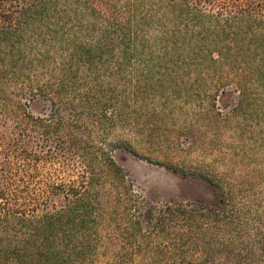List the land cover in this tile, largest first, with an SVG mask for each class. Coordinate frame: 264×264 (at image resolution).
Wrapping results in <instances>:
<instances>
[{
  "label": "trees",
  "instance_id": "1",
  "mask_svg": "<svg viewBox=\"0 0 264 264\" xmlns=\"http://www.w3.org/2000/svg\"><path fill=\"white\" fill-rule=\"evenodd\" d=\"M231 4L213 35L224 43L206 66L218 89L237 93L232 118L264 121V0ZM147 5L166 14L176 2L0 0V118L13 129L0 135V264L91 263L86 239L109 226L163 238L167 264H264V187L254 178L204 175L218 191L214 209H154L112 158L108 135L133 118L138 95L119 93L101 72L105 60L138 53L135 26ZM37 100L46 113L30 111Z\"/></svg>",
  "mask_w": 264,
  "mask_h": 264
},
{
  "label": "rangeland",
  "instance_id": "2",
  "mask_svg": "<svg viewBox=\"0 0 264 264\" xmlns=\"http://www.w3.org/2000/svg\"><path fill=\"white\" fill-rule=\"evenodd\" d=\"M175 2L170 13L150 11L148 5L140 11L144 16L135 26L137 54L105 60L108 68L101 79H112L119 93L131 88L138 95L131 104L133 118L119 122L108 141L131 193L149 207L199 202L214 209L218 191L204 175L254 178L257 188L264 187V121L232 118L237 93L233 87L218 89L217 77L205 62L224 43L213 35L220 30L221 15L231 10L225 4L234 0ZM28 107L33 113L48 110L39 100ZM1 120L0 135L8 136L12 124ZM94 136L100 137L98 132ZM118 140L136 152L114 145ZM49 171L42 167L39 176L44 179ZM31 185L42 186L39 181ZM126 233L109 226L88 237L95 251L88 264H167L159 256L166 240L147 232L136 238Z\"/></svg>",
  "mask_w": 264,
  "mask_h": 264
}]
</instances>
